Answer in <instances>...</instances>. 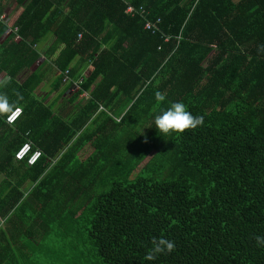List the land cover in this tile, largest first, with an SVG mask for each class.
<instances>
[{"label": "trees", "instance_id": "16d2710c", "mask_svg": "<svg viewBox=\"0 0 264 264\" xmlns=\"http://www.w3.org/2000/svg\"><path fill=\"white\" fill-rule=\"evenodd\" d=\"M15 28L21 40L0 43V94L23 110L14 125L0 114V139L11 138L0 212L13 210L0 264H264V0H31ZM48 31L63 45L53 91L82 79L70 103L90 96L69 118L35 96L41 75L17 81ZM175 101L204 122L162 136L154 116ZM28 140L43 152L33 166L15 162ZM159 237L174 250L146 261Z\"/></svg>", "mask_w": 264, "mask_h": 264}, {"label": "crops", "instance_id": "0c3cea01", "mask_svg": "<svg viewBox=\"0 0 264 264\" xmlns=\"http://www.w3.org/2000/svg\"><path fill=\"white\" fill-rule=\"evenodd\" d=\"M30 2H31V0H26L24 3L22 2V0H0V14H4L7 17V24H5V23L4 24L8 28L7 31L3 34L2 38L0 39V43L3 42L8 37V35H9L8 31L11 29V27L14 28L16 21L24 13L26 8L29 6ZM68 2L69 1H66L60 6L61 9L66 13L69 11ZM128 7H133V6L128 5ZM126 13H127V10H126ZM158 20L154 22V23H156V25H158L161 22V20H160V22L157 23ZM150 22L153 23V21H150ZM145 29H146V25H145ZM56 38L57 37L53 33V31L45 32V34H44V32H42L40 42L37 45H35V49L37 50V53H39L38 60L35 62V64L31 68L26 69L17 78V81L22 82L23 79L32 72H35V73L41 75L43 81L41 82V85L39 86V88L36 90L35 96L40 100H44L45 105L52 106L54 115L61 116L64 118H69L70 116L72 117L78 111V108H76V106L79 103H80L79 105H81V104L86 105L87 104V101L89 100L90 96H89V94L84 93L80 96L78 101H76L74 104H71L70 98L73 94L72 91H74V90L71 89V90H68L67 92L62 94L63 89H64V86H63L60 90H54L53 91V83L59 75V71L57 70V66H56V60L58 59L59 55L61 54V52L63 50V45L59 46L56 50H54V44L56 42ZM20 40H21L20 36L16 33L15 34V41L18 42ZM32 40H33V36H29L27 38L26 42L31 43ZM77 62H80L79 57L77 58V60H75L73 65L77 64ZM82 66H83V64H82ZM91 70L92 69L90 67L86 68L85 70L82 71V73H81L82 76L86 77L91 72ZM9 79L10 78L6 74V72H3L0 75V87H2ZM93 117L94 118L95 117L101 118V112L100 111L96 112L93 115ZM31 135H32V133L28 132L25 135H22V137L26 140L27 138L30 139ZM10 143H11V138H5L2 141L0 139V145H1V148L3 151V154L1 153V156H0V164L9 163V151H10V147H11ZM87 147L92 148L91 144H89V146H87ZM81 153L82 152L79 153V156H81ZM50 161H51V166L53 167L56 164L57 159L56 160L54 159L53 161L49 159V162ZM15 162H16V160H15ZM52 167H50L48 172H51ZM49 175H50V173H46L43 178L50 177ZM3 179H5V174H2L0 176V183ZM69 180H70V178L67 177L64 182H68ZM11 182H13V181L11 180ZM35 185L36 184L32 185L30 180H27L25 183L22 184L20 191L22 193H24L23 199L26 200L28 197H30V192L32 191V189ZM10 191L11 190L8 187V190L3 192V193L8 194ZM63 204H64V202H63ZM26 206L27 205H25L23 209L31 210V209H40L38 207L42 208V205L33 206V207H26ZM13 209H15V208H13ZM42 209H48V208H42ZM12 211L13 210L8 212V214H4V213L1 214V212H0V227H3L5 225V220H6L5 217L7 215H10ZM5 213H6V211H5Z\"/></svg>", "mask_w": 264, "mask_h": 264}, {"label": "clouds", "instance_id": "9594fccd", "mask_svg": "<svg viewBox=\"0 0 264 264\" xmlns=\"http://www.w3.org/2000/svg\"><path fill=\"white\" fill-rule=\"evenodd\" d=\"M257 50L258 52H264V44H259ZM156 98L161 101L164 100L160 93H156ZM14 111H19L16 103H10L7 95L0 94V114L9 115ZM203 122L204 117L202 115H193L181 101L171 102L166 109L154 116V128L162 136L195 129L202 125ZM254 239L257 246L264 247V235H256ZM174 248V241L168 238H153L151 247L148 248L144 259L153 261L161 254L171 253Z\"/></svg>", "mask_w": 264, "mask_h": 264}, {"label": "built area", "instance_id": "2783aa9c", "mask_svg": "<svg viewBox=\"0 0 264 264\" xmlns=\"http://www.w3.org/2000/svg\"><path fill=\"white\" fill-rule=\"evenodd\" d=\"M135 12V9L133 7L127 8V13L132 14ZM0 22L7 24V17L4 14H0ZM160 20H158L157 23H159ZM146 30H151L153 33L157 31L156 23L148 22L146 23ZM17 28H12L8 31V34L11 33H17ZM81 37V36H80ZM170 37L167 36L166 41H169ZM82 79H80L78 82H74L73 88L78 89L82 83ZM72 82L70 77V72L67 70L64 74L63 83L64 84H70ZM23 115V110L19 108V111H14L11 113L7 119L6 122L9 125H14ZM34 144L28 140L26 143L23 144V146L18 150V152L15 155V159L18 162L26 161L29 166L35 165L43 156V152L39 148H34Z\"/></svg>", "mask_w": 264, "mask_h": 264}, {"label": "rangeland", "instance_id": "374dc122", "mask_svg": "<svg viewBox=\"0 0 264 264\" xmlns=\"http://www.w3.org/2000/svg\"><path fill=\"white\" fill-rule=\"evenodd\" d=\"M10 35V34H9ZM8 35V36H9ZM181 36H178V39H180ZM72 90L76 91L77 89L76 88H73ZM93 149L90 148V147H86L84 149V151L81 153V155H83L84 157H87L88 155H90L92 153ZM151 158V156H149L145 161H144V164ZM142 164L141 167L144 165Z\"/></svg>", "mask_w": 264, "mask_h": 264}]
</instances>
